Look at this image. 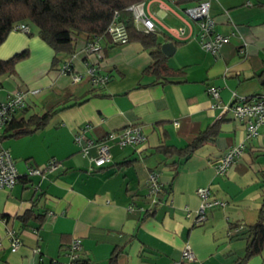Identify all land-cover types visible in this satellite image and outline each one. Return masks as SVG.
<instances>
[{
	"label": "crops",
	"instance_id": "1",
	"mask_svg": "<svg viewBox=\"0 0 264 264\" xmlns=\"http://www.w3.org/2000/svg\"><path fill=\"white\" fill-rule=\"evenodd\" d=\"M201 1L143 2L144 11L154 12L162 24L156 41L174 44L173 55H163L169 72H182L178 76L150 71L154 47L139 41L99 45L98 58L85 53V38L78 36L73 54L54 65L55 53L37 34L7 35L0 60L26 56L0 75V103L24 91L27 115L58 110L45 128L1 143L19 178L12 188L0 189V264H69L74 240L87 264H171L186 245L203 264H236L244 256L248 227L264 201V125L249 137L231 105L264 94V0H207L215 31L229 36L216 54L200 48L197 25L184 13ZM163 26L184 28L188 38L172 39ZM65 62L79 81L61 73ZM89 68L107 76L106 83L91 86ZM210 87L218 89V99ZM128 126L139 127L145 143H109L110 161L88 171L103 136ZM201 132L212 136L192 153L182 151ZM89 141L93 145L83 154ZM239 144L242 154L217 174L216 161ZM161 147L180 153L165 155ZM51 160L59 164L54 171L29 173ZM151 173L164 188L159 196L148 195ZM198 188H208L224 204L196 225ZM30 211L23 222L20 217ZM10 233L20 240L14 252ZM242 264H264V248Z\"/></svg>",
	"mask_w": 264,
	"mask_h": 264
},
{
	"label": "built area",
	"instance_id": "2",
	"mask_svg": "<svg viewBox=\"0 0 264 264\" xmlns=\"http://www.w3.org/2000/svg\"><path fill=\"white\" fill-rule=\"evenodd\" d=\"M209 1L203 0L197 5L184 9L186 16L193 20L198 28L197 42L200 48L211 54H216L220 47L227 43L229 36L222 35L215 31V21L209 14ZM132 14L133 23L138 31L144 33H155L158 29L157 24H160L159 18L152 11H144L143 3L135 4L129 8ZM188 29L191 27L187 21H184ZM164 27V26H163ZM165 28V27H164ZM170 38L184 41L188 37L184 28L167 29ZM12 30L21 33H29L30 28L26 24L14 25ZM106 33L115 45H123L128 42V33L125 25L118 19L115 13L113 21L108 25ZM86 54H96L98 58H102V51L97 41L85 44ZM61 73L70 74L71 64L65 62L61 67ZM90 76L89 82L91 86L104 84L108 80L107 76H97L93 68L87 70ZM74 82L79 81L81 76L76 73L70 74ZM208 92L215 99L219 98V91L215 87H210ZM34 93V92H31ZM27 92L15 91L7 96V98L0 103V130L11 122L21 109L26 106ZM233 116L237 120L245 122L246 132L249 137H256L261 125H264V94L255 95L249 98H239L231 105ZM83 130L75 137V140L80 145L83 140ZM146 141L145 134L137 126H128L118 131H110L103 136L101 142L96 144L97 154L90 158L92 163L88 171L93 172L95 169L107 164L111 155L109 152V143H112L120 148L125 146H139ZM93 143L89 141L87 147H82V153H87V148ZM243 152V145H234L229 147L226 152L216 161L215 170L217 174H224L226 170L237 160ZM58 162L51 160L43 168L30 170V174H44L57 169ZM19 178L18 172L14 166V161L9 151L0 146V189L12 188ZM162 185L158 180L157 173H151L148 178V195L155 197ZM197 196L200 198V207L197 211L195 223L196 225L203 223L207 218V211L211 208L221 207L224 203L219 199L214 198L208 188H198L196 190ZM154 201V200H153ZM152 201V202H153ZM11 251H15L20 244L19 238L10 233ZM82 254V247L79 240H74L68 248L67 255L69 257V264H77L79 256ZM171 264H203L196 258L195 253L186 245L181 252L179 260L173 261Z\"/></svg>",
	"mask_w": 264,
	"mask_h": 264
},
{
	"label": "trees",
	"instance_id": "3",
	"mask_svg": "<svg viewBox=\"0 0 264 264\" xmlns=\"http://www.w3.org/2000/svg\"><path fill=\"white\" fill-rule=\"evenodd\" d=\"M144 1L146 0H0V45L7 35L14 31L12 30L14 25L26 24L29 26L30 32L25 34L29 36L37 34L53 50L55 53L53 64L55 65L66 56L73 54L75 38L78 36L84 37L86 43L97 41L102 49L114 46L115 44L112 43L106 29L117 13L118 19L127 29L128 42L139 41L149 48L154 47L151 50L153 63L148 68L150 71L157 75L162 73H171L174 76L182 75L180 70L168 71L165 65L166 57L160 50L161 44L156 41L155 34L144 33L135 28L129 8ZM25 56L26 52H20L8 60H0V75L11 71L14 64ZM26 106L0 130V146L8 138L31 135L45 128L58 110L27 115ZM206 133L198 134L182 151L192 153L211 138L212 133ZM159 151L165 155H171L174 152L180 153V150L166 147L159 148ZM261 176H264V173ZM163 190L164 188L161 187L156 196L162 194ZM31 215V211L27 212L20 219L26 222ZM248 232L249 237L244 256L238 259L236 264H242L249 258L259 255L264 248V201H262L256 222L248 227ZM81 256L82 254L79 256L77 264H87ZM114 257L115 254L111 260Z\"/></svg>",
	"mask_w": 264,
	"mask_h": 264
},
{
	"label": "water",
	"instance_id": "4",
	"mask_svg": "<svg viewBox=\"0 0 264 264\" xmlns=\"http://www.w3.org/2000/svg\"><path fill=\"white\" fill-rule=\"evenodd\" d=\"M160 50L165 56L170 57L173 55L175 47L172 42H164L161 44Z\"/></svg>",
	"mask_w": 264,
	"mask_h": 264
}]
</instances>
